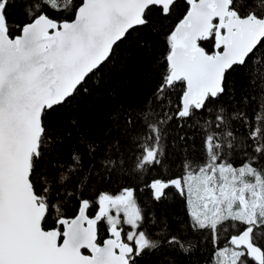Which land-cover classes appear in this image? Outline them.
I'll use <instances>...</instances> for the list:
<instances>
[{"label": "snow or ice", "instance_id": "obj_1", "mask_svg": "<svg viewBox=\"0 0 264 264\" xmlns=\"http://www.w3.org/2000/svg\"><path fill=\"white\" fill-rule=\"evenodd\" d=\"M180 3L0 0V264H138L146 250L159 247L142 230L145 214L132 187L99 193L94 216L88 215L92 201L81 195L75 214L66 215L58 185L67 177L57 181L49 171L62 137L50 133L48 121L99 84L102 69L133 33L163 29ZM183 4L164 32L154 93L163 101L178 91V106L159 118L154 110L144 113L147 131L135 168L144 175L162 164L160 124L194 121L205 131L201 155L186 158L180 175L153 177L145 187L155 201L169 189L184 197L192 230L211 237V264H264V96L251 122L243 111L229 116L220 102L238 71L248 87L264 91V0ZM12 7L23 10L22 21L10 17ZM235 120L247 126L246 135L234 133ZM72 160L78 164L80 157L74 153ZM102 227L107 238L101 240ZM168 243L191 248L176 236Z\"/></svg>", "mask_w": 264, "mask_h": 264}, {"label": "trees", "instance_id": "obj_2", "mask_svg": "<svg viewBox=\"0 0 264 264\" xmlns=\"http://www.w3.org/2000/svg\"><path fill=\"white\" fill-rule=\"evenodd\" d=\"M180 6L170 21H164L163 29L149 27L133 33L117 49V55L99 74V84L93 83L87 95L76 96L69 105L54 113L49 121L52 135L59 134L62 143L50 159L49 169L57 181L61 174L67 179L60 192L73 216L78 198H88L92 207L89 216H94L98 206L96 197L101 192L119 194L126 187L135 190L138 205L145 214L142 230L160 241L159 247L145 251L137 258L138 264H211L213 244L208 233L195 232L190 227L189 210L184 197L174 189L167 190L166 198L155 201L151 190L145 187L153 177L181 174V165L186 158H198L203 151L205 131L194 121L173 119L160 124V147L162 164L153 167L144 175L135 165L144 146V113L154 110L157 117L175 112L178 106V91L163 101L154 99L161 80V62L166 52L164 32L183 11ZM10 17L20 22L24 19L19 7L9 9ZM95 79V78H94ZM230 95L221 97L222 106L231 116L243 111L251 122L259 110L264 91L248 87L243 71L232 76ZM171 101V104H169ZM123 108L126 111L121 112ZM131 118L132 123H128ZM237 136L246 135L248 128L240 120L232 121ZM80 157L77 164L73 154ZM50 218L48 227H51ZM101 240L107 232L101 230ZM176 236L191 245L190 251H182L168 240ZM223 239L221 244H223Z\"/></svg>", "mask_w": 264, "mask_h": 264}, {"label": "flooded vegetation", "instance_id": "obj_3", "mask_svg": "<svg viewBox=\"0 0 264 264\" xmlns=\"http://www.w3.org/2000/svg\"><path fill=\"white\" fill-rule=\"evenodd\" d=\"M128 230V228H127V226H125V231H127Z\"/></svg>", "mask_w": 264, "mask_h": 264}, {"label": "rangeland", "instance_id": "obj_4", "mask_svg": "<svg viewBox=\"0 0 264 264\" xmlns=\"http://www.w3.org/2000/svg\"><path fill=\"white\" fill-rule=\"evenodd\" d=\"M189 210V209H188Z\"/></svg>", "mask_w": 264, "mask_h": 264}]
</instances>
